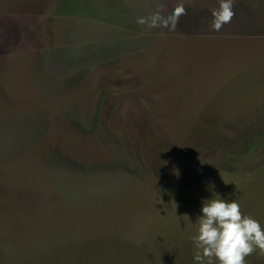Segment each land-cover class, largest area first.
I'll return each instance as SVG.
<instances>
[{"label":"rangeland","instance_id":"obj_1","mask_svg":"<svg viewBox=\"0 0 264 264\" xmlns=\"http://www.w3.org/2000/svg\"><path fill=\"white\" fill-rule=\"evenodd\" d=\"M217 194L264 227V0H0V264H196Z\"/></svg>","mask_w":264,"mask_h":264},{"label":"clouds","instance_id":"obj_2","mask_svg":"<svg viewBox=\"0 0 264 264\" xmlns=\"http://www.w3.org/2000/svg\"><path fill=\"white\" fill-rule=\"evenodd\" d=\"M204 200L195 235L196 264H245V257L257 248L264 253V227L253 217L243 215L233 199Z\"/></svg>","mask_w":264,"mask_h":264},{"label":"snow or ice","instance_id":"obj_3","mask_svg":"<svg viewBox=\"0 0 264 264\" xmlns=\"http://www.w3.org/2000/svg\"><path fill=\"white\" fill-rule=\"evenodd\" d=\"M229 16H230V13L226 12L223 19L227 20Z\"/></svg>","mask_w":264,"mask_h":264}]
</instances>
